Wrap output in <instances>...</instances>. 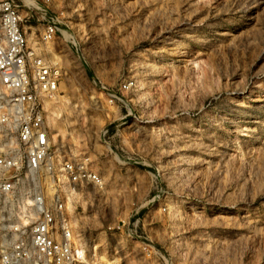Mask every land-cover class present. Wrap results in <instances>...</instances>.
<instances>
[{"label":"rangeland","instance_id":"obj_1","mask_svg":"<svg viewBox=\"0 0 264 264\" xmlns=\"http://www.w3.org/2000/svg\"><path fill=\"white\" fill-rule=\"evenodd\" d=\"M18 1L82 264H264V0Z\"/></svg>","mask_w":264,"mask_h":264},{"label":"built area","instance_id":"obj_2","mask_svg":"<svg viewBox=\"0 0 264 264\" xmlns=\"http://www.w3.org/2000/svg\"><path fill=\"white\" fill-rule=\"evenodd\" d=\"M18 0H0V264H82L67 200L102 186L89 157L57 153L44 103L59 89V66L28 47ZM56 34L54 21L44 40Z\"/></svg>","mask_w":264,"mask_h":264},{"label":"bare ground","instance_id":"obj_3","mask_svg":"<svg viewBox=\"0 0 264 264\" xmlns=\"http://www.w3.org/2000/svg\"><path fill=\"white\" fill-rule=\"evenodd\" d=\"M70 196V195H69ZM74 220V219H73ZM71 221H69V223H70ZM70 225H71V223H70Z\"/></svg>","mask_w":264,"mask_h":264}]
</instances>
